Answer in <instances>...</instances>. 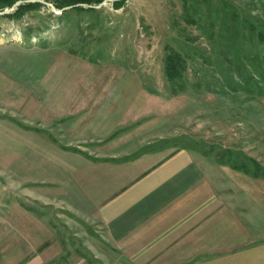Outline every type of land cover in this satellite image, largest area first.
<instances>
[{"label": "rangeland", "instance_id": "obj_1", "mask_svg": "<svg viewBox=\"0 0 264 264\" xmlns=\"http://www.w3.org/2000/svg\"><path fill=\"white\" fill-rule=\"evenodd\" d=\"M42 1L32 11L13 15L16 6L0 15V264H117L101 226L68 210L52 173L40 176V116L61 125L70 115L77 126L63 132L78 134L110 136L117 126L114 149L172 144L195 160L204 154L211 166L220 161L264 175V95L210 91L218 76L201 66L199 54L183 70V86L164 73L167 53H187V42L215 60L206 53L215 26L203 19L215 17L210 5L218 0H125L117 9L105 0L93 11ZM221 5L264 19V0ZM101 111L109 114L103 124L84 129Z\"/></svg>", "mask_w": 264, "mask_h": 264}, {"label": "crops", "instance_id": "obj_2", "mask_svg": "<svg viewBox=\"0 0 264 264\" xmlns=\"http://www.w3.org/2000/svg\"><path fill=\"white\" fill-rule=\"evenodd\" d=\"M99 113L89 124L86 118L84 129L103 124L109 114ZM62 119V126L37 119L40 176L52 173L68 210L101 226L117 264H264V175L217 160L211 166L204 154L195 160L172 144L114 149L109 140L117 126L110 136L82 135L63 132L77 123L70 115ZM88 146L97 154L85 152Z\"/></svg>", "mask_w": 264, "mask_h": 264}, {"label": "trees", "instance_id": "obj_3", "mask_svg": "<svg viewBox=\"0 0 264 264\" xmlns=\"http://www.w3.org/2000/svg\"><path fill=\"white\" fill-rule=\"evenodd\" d=\"M16 1L18 0H0V11L11 7ZM50 1L58 10L71 7L77 11H93L95 10L94 7L86 6L85 8L84 5L94 6L105 0ZM124 1L113 0L114 8L123 6ZM205 1L209 2V0ZM221 3L225 4V0H218L216 5H210V8L216 6L214 18L206 17L203 19V24L208 22L210 27L215 26L206 37L207 41L213 42L210 51H206V53L214 56L215 60L212 61L208 55L204 56L205 49L202 51V48L187 42L188 45L186 46H191L187 48V53L171 49L165 56L164 73L166 79L171 85L180 84L183 86L185 80H182V72L186 70L188 61H194V54H199L202 56L201 66H211L213 68L211 72L218 76L215 83L216 87L210 91L238 92L245 90L251 97H261L264 95V25H261L264 24V19L261 15L256 17L242 15L236 8L226 7ZM42 4L39 1L22 0L12 14L15 15L18 11H32L33 7L36 9ZM250 83H255L257 87L254 88L258 90L253 92L246 87ZM254 175L257 174L254 173Z\"/></svg>", "mask_w": 264, "mask_h": 264}, {"label": "water", "instance_id": "obj_4", "mask_svg": "<svg viewBox=\"0 0 264 264\" xmlns=\"http://www.w3.org/2000/svg\"><path fill=\"white\" fill-rule=\"evenodd\" d=\"M25 1H30V2H33V1H39V2H43V3L46 4V2H44V1H42V0H25ZM21 2H22V0H18V1H16L15 3H13V5H12L10 8L1 11V12H0V15L9 12L12 8L16 7V6H17L18 4H20ZM102 4H103V3H100V4H98V5H94V6H92V5H89V6L94 7V8H98V7H100ZM52 8H54V7L52 6ZM68 8H69V7H68Z\"/></svg>", "mask_w": 264, "mask_h": 264}]
</instances>
